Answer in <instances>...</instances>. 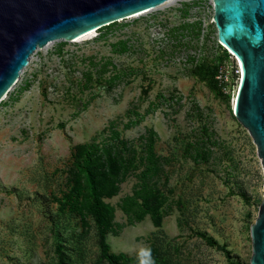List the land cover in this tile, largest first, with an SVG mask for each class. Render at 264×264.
Returning <instances> with one entry per match:
<instances>
[{
    "label": "rangeland",
    "instance_id": "rangeland-1",
    "mask_svg": "<svg viewBox=\"0 0 264 264\" xmlns=\"http://www.w3.org/2000/svg\"><path fill=\"white\" fill-rule=\"evenodd\" d=\"M166 3L38 48L0 102V264H110L102 234L124 264H251L264 168L234 115L239 63L214 0ZM80 146L130 166L100 201L114 229Z\"/></svg>",
    "mask_w": 264,
    "mask_h": 264
},
{
    "label": "water",
    "instance_id": "water-1",
    "mask_svg": "<svg viewBox=\"0 0 264 264\" xmlns=\"http://www.w3.org/2000/svg\"><path fill=\"white\" fill-rule=\"evenodd\" d=\"M168 1L0 0V100L38 48L76 40ZM214 2L219 39L240 63L234 115L252 136L264 168V0ZM251 236V264H264V203Z\"/></svg>",
    "mask_w": 264,
    "mask_h": 264
},
{
    "label": "trees",
    "instance_id": "trees-1",
    "mask_svg": "<svg viewBox=\"0 0 264 264\" xmlns=\"http://www.w3.org/2000/svg\"><path fill=\"white\" fill-rule=\"evenodd\" d=\"M98 152L99 150L97 147L80 146L78 147L77 154L79 158L83 157L82 160L86 163L87 183L90 190V196L94 200V209L100 221V225L102 227L114 229V212L108 205H104L100 201L103 197L111 198L118 193L119 186L116 182L122 183L124 181V177L129 173L130 166L127 164V160L122 157L107 160L105 166L100 165ZM149 162L154 165L153 160H150ZM116 163L117 166H115ZM145 208L148 209L147 204L145 205ZM101 240L103 242L102 256L107 258L110 264H124V262L131 261V259L124 255H110L108 252V246L105 243L104 234H102ZM59 264L67 263L65 261H60Z\"/></svg>",
    "mask_w": 264,
    "mask_h": 264
},
{
    "label": "bare ground",
    "instance_id": "bare-ground-1",
    "mask_svg": "<svg viewBox=\"0 0 264 264\" xmlns=\"http://www.w3.org/2000/svg\"><path fill=\"white\" fill-rule=\"evenodd\" d=\"M173 1H176V0H170L168 3H166V5H167V4H170V3L173 2ZM93 34H94V31H91V32H89V33L83 35L82 37L76 39L75 41L81 40L82 38L89 37V36H91V35H93ZM220 42H221V40H220ZM221 44L224 45L222 42H221ZM224 46H225V45H224ZM225 47L228 49L227 46H225ZM228 50H229V49H228ZM229 51H230V50H229ZM230 53H232V52L230 51ZM239 64H240V63H239ZM239 66H240V65H239ZM241 72H242V71H241ZM18 80H19V79H18ZM16 82H18V81H16ZM16 84H17V83H16ZM239 84H240V82H239ZM238 88H239V86H238ZM10 91H11V89H10ZM10 91H8V92L4 95V97L0 100V102L5 98V96H6ZM237 91H238V89H237ZM236 95H237V92H236ZM236 95H235V98H234V105H235Z\"/></svg>",
    "mask_w": 264,
    "mask_h": 264
},
{
    "label": "built area",
    "instance_id": "built-area-1",
    "mask_svg": "<svg viewBox=\"0 0 264 264\" xmlns=\"http://www.w3.org/2000/svg\"><path fill=\"white\" fill-rule=\"evenodd\" d=\"M237 75H238L239 78H240V68L237 69Z\"/></svg>",
    "mask_w": 264,
    "mask_h": 264
},
{
    "label": "clouds",
    "instance_id": "clouds-1",
    "mask_svg": "<svg viewBox=\"0 0 264 264\" xmlns=\"http://www.w3.org/2000/svg\"><path fill=\"white\" fill-rule=\"evenodd\" d=\"M142 264H143V262H142Z\"/></svg>",
    "mask_w": 264,
    "mask_h": 264
}]
</instances>
